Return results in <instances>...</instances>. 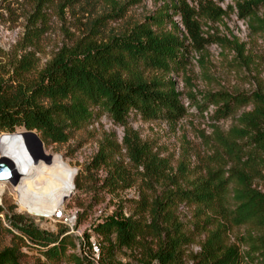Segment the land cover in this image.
<instances>
[{
  "label": "rangeland",
  "instance_id": "374dc122",
  "mask_svg": "<svg viewBox=\"0 0 264 264\" xmlns=\"http://www.w3.org/2000/svg\"><path fill=\"white\" fill-rule=\"evenodd\" d=\"M174 1L0 0L1 84L16 90L28 88L38 81L41 72L64 48H74L92 40L104 44L115 36L131 32L139 24L154 22V18L158 23L161 17L160 25L153 29L183 41L184 61L181 68L146 72L144 77L148 82L155 81L163 84L166 90L179 93V100L186 108V115L175 123L144 121L131 116L128 128L139 136L153 159L151 174L130 162L121 140L125 129L113 124L106 114L70 132L68 142L45 146L47 155H61L77 171L75 180L77 177L82 180L83 190L75 187L61 205L67 213L78 212L76 227L72 231L51 217L28 213L19 202V185L13 187L3 182L0 183L5 188L0 196V252L17 247L24 264H76L75 257H84L95 264L92 261L94 251L85 245V234L90 235L91 244H99L100 238L93 231L99 212L109 216L121 204L129 215L135 209L133 201L140 200L143 193L154 198L161 197L164 191L190 189L206 179L208 172L230 179V189L234 187L235 179L230 177L243 169L230 156L227 145L235 143L243 150L249 148L247 140L239 139L235 131L242 129L238 119L252 106L242 107L228 118L215 120L217 106L212 104L210 96L264 93V6L253 16L241 18L236 3L251 0H209L210 7L219 9L222 14L212 18L204 12L198 13L201 36L207 42L203 50L194 51L189 48V41H184L186 34L180 17L172 8ZM166 15L169 18H163ZM27 58L32 64L31 71L19 75L18 65ZM103 148L109 153V162L97 169L92 163ZM116 166L126 169L133 187L110 194L102 188L108 171H114ZM260 175L264 176V170ZM253 184L264 191L260 178L254 179ZM197 213L195 206L185 204H180L176 210L179 221L187 227L203 222L204 217L196 216ZM17 215L55 236L64 231L68 236L64 255L49 260L43 248L30 240L28 244L10 224V219ZM258 234L259 231L250 225L231 227L226 241L236 243L239 238ZM205 236V232H196L185 248V255L197 253ZM241 249L245 251L244 246ZM115 260L119 264H142L133 262L126 249L117 250Z\"/></svg>",
  "mask_w": 264,
  "mask_h": 264
},
{
  "label": "trees",
  "instance_id": "16d2710c",
  "mask_svg": "<svg viewBox=\"0 0 264 264\" xmlns=\"http://www.w3.org/2000/svg\"><path fill=\"white\" fill-rule=\"evenodd\" d=\"M174 3L172 8L186 34L184 41H189L191 50H203L207 41L201 36L198 13L219 18L222 12L212 9L209 0H175ZM262 6L264 0L236 3L241 18L253 16ZM158 19V23L154 18V22L139 24L131 32L104 44L92 40L64 48L28 88L16 90L0 83V135L15 134L18 130L35 131L45 146L64 144L70 132L106 114L113 124L124 127L122 146L130 162L151 174L153 159L139 136L128 128L131 116L175 123L186 115L179 93L144 77L146 72L181 68L184 61L183 41L153 29L160 25L162 18ZM31 67L29 58L22 60L18 74L31 71ZM210 100L217 106L215 120L252 106L238 119L242 129L235 131L239 139L247 140L249 148L243 150L235 143L227 145L230 156L243 169L230 177L235 179L234 187L230 189V179L208 172L206 179L190 189L164 191L161 197L154 198L143 193L140 200L133 201L135 209L129 215L120 204L113 214L101 215L93 224V231L100 238L101 264H119L115 252L122 249L130 251L133 262L142 264H241L244 261L264 264V191L253 184L256 178L264 182V176L260 175L264 170V93H218L211 95ZM108 159L109 153L103 148L92 166L97 169L106 166ZM125 170L117 166L114 171L110 169L102 190L114 194L132 188L133 182ZM75 187L83 190L80 177L76 178ZM180 204L195 206L196 216L204 217L203 222L185 226L176 215ZM10 224L21 237L43 248L49 260L64 255L68 240L64 231L55 236L18 215L10 219ZM243 225H250L259 234L228 243L226 235L230 228ZM196 232H205L206 236L199 244V251L186 256L185 248ZM89 240L90 235L85 234L87 244ZM243 246L245 251L241 249ZM75 260L76 264L91 263L85 258L75 257ZM0 264H24L19 249L1 251Z\"/></svg>",
  "mask_w": 264,
  "mask_h": 264
},
{
  "label": "bare ground",
  "instance_id": "6f19581e",
  "mask_svg": "<svg viewBox=\"0 0 264 264\" xmlns=\"http://www.w3.org/2000/svg\"><path fill=\"white\" fill-rule=\"evenodd\" d=\"M21 134L0 137V156L11 160L21 175L18 188L21 207L34 216L51 217L73 193L77 171L61 155H53L50 164L33 163ZM4 192V186H0V196Z\"/></svg>",
  "mask_w": 264,
  "mask_h": 264
},
{
  "label": "water",
  "instance_id": "95a60500",
  "mask_svg": "<svg viewBox=\"0 0 264 264\" xmlns=\"http://www.w3.org/2000/svg\"><path fill=\"white\" fill-rule=\"evenodd\" d=\"M21 133L25 140L26 151L32 159V162L37 163L38 161L43 160L50 164L53 156L47 155L45 144L39 134L35 131H23ZM0 182H9L13 187H17L21 182V175L17 171L15 164L11 160L1 156Z\"/></svg>",
  "mask_w": 264,
  "mask_h": 264
},
{
  "label": "built area",
  "instance_id": "2783aa9c",
  "mask_svg": "<svg viewBox=\"0 0 264 264\" xmlns=\"http://www.w3.org/2000/svg\"><path fill=\"white\" fill-rule=\"evenodd\" d=\"M124 135L125 134L123 133V136L121 137L122 141H123ZM99 213L101 216L102 212H99ZM77 215H78V212L67 213L65 211V209L61 206L56 211L53 212L51 218L54 221H58L64 225L68 226L72 231H74V229L76 227V222H77ZM24 239L27 241L28 244H30V241L28 238L24 237ZM85 245L86 246L88 245L90 250L94 251L93 256H95V258H93L92 261H94L95 264H101V260H100L101 259V247H100V244H97V243L91 244L90 240H89V243L87 244L85 242ZM83 259H84V257H83ZM245 260H247V259L245 258ZM241 264H246V262L244 261Z\"/></svg>",
  "mask_w": 264,
  "mask_h": 264
}]
</instances>
